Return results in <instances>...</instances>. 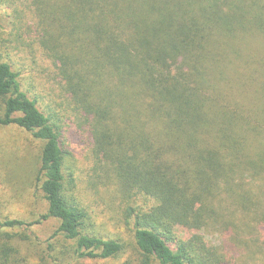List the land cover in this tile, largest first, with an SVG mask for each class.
I'll return each mask as SVG.
<instances>
[{"label":"trees","instance_id":"trees-1","mask_svg":"<svg viewBox=\"0 0 264 264\" xmlns=\"http://www.w3.org/2000/svg\"><path fill=\"white\" fill-rule=\"evenodd\" d=\"M26 9L131 243L90 231L57 123L0 58V127L42 143L47 204L34 222L0 221V264H31L27 236L14 231L48 220L78 260H116L131 245L120 264H264V0H31Z\"/></svg>","mask_w":264,"mask_h":264},{"label":"rangeland","instance_id":"rangeland-1","mask_svg":"<svg viewBox=\"0 0 264 264\" xmlns=\"http://www.w3.org/2000/svg\"><path fill=\"white\" fill-rule=\"evenodd\" d=\"M0 3L4 6L0 10V58L21 72L23 89L36 97L39 109L57 123L66 153L65 173L74 180L70 195L87 211L91 232L130 244L113 186L105 178L101 181L103 172L95 168L88 126L73 112L70 100L61 93L49 74V64L34 44L37 27L32 12L26 9L31 0H21L18 6H7L4 0ZM16 8L21 17L14 13ZM41 147L42 143L15 126L0 127V221L31 223L46 213L47 204L37 181ZM57 227V221L48 220L14 231L27 236L25 248L31 264H120L134 253L130 245L116 260H78L73 242L52 237ZM191 233L203 235L211 245L218 242L216 234Z\"/></svg>","mask_w":264,"mask_h":264}]
</instances>
